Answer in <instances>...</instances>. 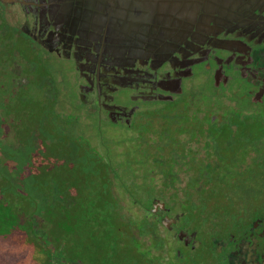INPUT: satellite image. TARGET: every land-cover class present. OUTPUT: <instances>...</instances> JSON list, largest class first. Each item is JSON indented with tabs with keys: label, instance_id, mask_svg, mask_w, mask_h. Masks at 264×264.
<instances>
[{
	"label": "flooded vegetation",
	"instance_id": "flooded-vegetation-1",
	"mask_svg": "<svg viewBox=\"0 0 264 264\" xmlns=\"http://www.w3.org/2000/svg\"><path fill=\"white\" fill-rule=\"evenodd\" d=\"M115 1L0 0V173L4 166L18 173L17 159L28 156H33L31 165L35 157L48 158L49 173L72 178L92 169L87 162L84 166L86 156L121 163L136 142L143 152L148 140H161L154 131H161L165 119L152 111L188 96L195 109L205 104L197 116L206 133L195 137L196 148L202 142L206 146L208 116L211 122L232 123L235 132L246 116H254L255 123L247 127L251 135L233 133L252 138L248 146L253 150L221 168L255 174L246 208L236 212L240 208L232 207V216L203 226L213 229L196 228L190 220L182 225L184 213L173 216L159 198L151 214L163 227L166 216L177 219L165 228L176 234L174 252L193 257L190 264H264V0L232 2L214 12L201 9L196 21L183 23H166L157 11L141 22V29L115 23L116 10H107ZM222 102L231 105L222 107ZM215 108L223 112L210 116ZM95 123L102 130L110 126L126 132L125 139L112 141L125 151H113L104 133L103 150L98 147L91 137L97 133ZM196 151V157H206L210 149ZM83 186L55 200L65 203ZM225 194L229 206L239 200L234 190ZM158 202L166 207L155 212ZM153 240V235L142 238L145 244Z\"/></svg>",
	"mask_w": 264,
	"mask_h": 264
},
{
	"label": "trees",
	"instance_id": "trees-1",
	"mask_svg": "<svg viewBox=\"0 0 264 264\" xmlns=\"http://www.w3.org/2000/svg\"><path fill=\"white\" fill-rule=\"evenodd\" d=\"M190 101L184 98L153 110L152 114L165 119L159 125L161 131H154L161 140H148L141 152L134 139L135 148L129 147V155L121 163L115 158L98 157L94 161L86 156L84 166L87 162L92 169L73 178L62 172L49 173L48 158L35 157L32 165L33 156L17 159L19 165L14 170L18 173H8L4 166L0 173V264H68L71 259L79 264H190L193 257H180L168 238L159 235L156 219L125 220L114 194L118 185L149 196L154 192L153 182L146 187L134 183L136 167L144 171L146 178L152 173L162 176L164 188L175 196L187 194L183 213L196 228L225 220L221 215L232 216L228 210L232 207L240 208L236 212L246 208V202L236 207L234 202L231 206L224 204L225 192L234 190L237 198L249 192L245 199L252 197L255 174L225 172L221 168L242 160L252 149L248 146L252 138L236 136L251 135V128L247 127H252L255 117L246 116L247 122L239 124L235 132L232 123L211 122L208 116L209 137L204 147L210 151L206 157H196V150L203 149L204 142L196 148L195 137L206 131ZM230 135L234 137L228 138ZM183 176L188 178L185 185ZM81 183L85 186L76 188L75 198L65 203L55 200ZM212 215L216 218L212 219ZM151 235L155 239L151 244L142 242V238ZM145 245L147 249H143Z\"/></svg>",
	"mask_w": 264,
	"mask_h": 264
},
{
	"label": "rangeland",
	"instance_id": "rangeland-1",
	"mask_svg": "<svg viewBox=\"0 0 264 264\" xmlns=\"http://www.w3.org/2000/svg\"><path fill=\"white\" fill-rule=\"evenodd\" d=\"M235 89H238V87H235ZM187 99H188V101H190L189 96ZM243 103L245 106L251 107L250 102L248 100H243ZM232 104H234V103H232ZM228 105H231L230 102H228V103L222 102V104H220V106H222V107L228 106ZM166 106H170V105H166ZM203 106H205V104H204V102H201L199 104V106L196 107L195 110H199V108L201 109ZM251 108H253V107H251ZM227 109H228V107H227ZM214 110H215L214 112L210 113V116H212L213 113H216L215 115H217L218 113L221 115V113L223 112L221 108L220 109L215 108ZM204 111H205V109L202 112H204ZM260 111L261 110L259 109V112ZM93 125H94L93 130L97 133L95 135H91L92 140L95 142V144L98 145V147H101L102 150H103V148L101 146L100 139H101L103 133H104L103 138L106 139L108 141V143H113L112 142L113 140L120 141V140L125 139L127 137L126 132H122L119 129H116L114 127L106 126L102 130L101 127L98 125V123H95ZM90 132H93V131L91 130ZM110 146L112 148H114L113 151H115L116 153H120L122 151H125V146H122L120 143H118V144L113 143V144H110ZM122 158H124V157H122ZM122 158L120 159V161L123 160ZM150 169H152V167ZM135 172H136L135 173L136 179L134 180V183H137L138 185L146 187V186L150 185V183L153 182L155 190L149 196L146 193L143 194L140 192H135L134 190L129 191L126 188L120 187L119 185L116 186V188L114 189V194L117 197L116 199L118 201V204L121 206L120 209L124 215L125 220H130V219L143 220L144 217L145 218L147 217V216H145L146 214H149V216H150L149 218L152 219L153 217L151 214V209H152L151 207L153 206L152 203H153V200L155 198H159L163 202H166L167 205L171 208L173 216L174 215L176 216L177 214H182L184 212L182 205L187 204V202H188L187 194L181 192L177 196H175L173 191H170L169 189H165L163 186V183H162V178H161L162 176H160V175H156L155 173H152V174H150V175H152V176H150V178H146L143 176L144 171H142L141 168H136V167H135ZM152 177H154V179H151ZM187 180H188V178H185V177L183 178V182H184L183 185H185L187 183ZM116 182L118 184H120L119 181H116ZM242 193H244V192H242ZM204 195H206V194H204ZM246 195L248 197L249 192H247L242 197H240L239 200H237L235 207L240 202H243V203L247 202V200L244 197ZM195 197L197 198L198 195ZM224 204H226L225 201H224ZM251 207H255V205H251ZM251 207H249V208H251ZM188 222H190L188 220V218H186L185 216L182 217V225H183V223L187 224ZM159 230L164 236H166L168 238L169 245L172 246V248L176 249L179 246V244L177 243L178 240L175 236L176 234L174 232H170L165 227H163L160 223H159ZM136 231H137V229H136ZM147 238H149V237H147ZM173 251H174V249H173Z\"/></svg>",
	"mask_w": 264,
	"mask_h": 264
},
{
	"label": "water",
	"instance_id": "water-1",
	"mask_svg": "<svg viewBox=\"0 0 264 264\" xmlns=\"http://www.w3.org/2000/svg\"><path fill=\"white\" fill-rule=\"evenodd\" d=\"M243 3V0H116L114 6L107 10L115 9L118 18L117 23L121 27L141 29V22L147 21L149 17L160 11L166 23L175 22H191L196 21L201 9L206 12H214L218 8H224L229 4ZM104 3V2H103ZM105 16L108 14L105 12ZM168 14V16H167ZM172 14H176L177 18H173ZM158 206L165 209L166 205L163 202H158L154 211H157ZM176 218L166 216L163 220V225L171 229L172 224L176 223ZM185 233L181 232L180 237L183 238Z\"/></svg>",
	"mask_w": 264,
	"mask_h": 264
}]
</instances>
